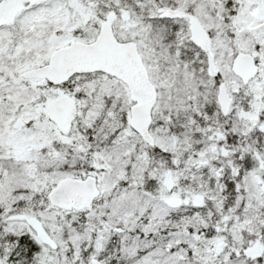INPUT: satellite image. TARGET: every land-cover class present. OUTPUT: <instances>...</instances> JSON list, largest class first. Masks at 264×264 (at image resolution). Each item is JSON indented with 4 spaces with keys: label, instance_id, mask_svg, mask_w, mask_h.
<instances>
[{
    "label": "snow or ice",
    "instance_id": "1",
    "mask_svg": "<svg viewBox=\"0 0 264 264\" xmlns=\"http://www.w3.org/2000/svg\"><path fill=\"white\" fill-rule=\"evenodd\" d=\"M0 264H264V0H0Z\"/></svg>",
    "mask_w": 264,
    "mask_h": 264
}]
</instances>
